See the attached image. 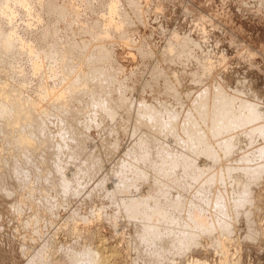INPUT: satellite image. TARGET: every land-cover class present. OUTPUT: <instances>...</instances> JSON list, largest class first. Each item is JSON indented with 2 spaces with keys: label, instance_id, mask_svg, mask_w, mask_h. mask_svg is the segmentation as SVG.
Segmentation results:
<instances>
[{
  "label": "rangeland",
  "instance_id": "rangeland-1",
  "mask_svg": "<svg viewBox=\"0 0 264 264\" xmlns=\"http://www.w3.org/2000/svg\"><path fill=\"white\" fill-rule=\"evenodd\" d=\"M6 9L14 19H0V89L5 91L1 97L6 103L2 98L0 102L7 105L21 86V98L34 100L37 107L46 109L30 122L41 119L47 136L44 131L31 135L25 127L20 128L21 123H11L12 128L18 127L12 131L16 137L28 132L30 136L25 135L36 142L38 151L31 141L35 148L22 153L23 157L13 140L5 137L4 131L10 132L11 126L6 128V122L4 126L0 119V264H68L71 250L83 264L100 240L106 244L111 264H194L195 260L207 264H264V175L252 186L251 202L238 211L239 216L236 214L238 221L232 232L215 233L209 238L199 235L200 245L210 243L207 248L192 246L181 253L183 256L175 255L173 249L159 253L155 247L158 239L155 245L147 244L142 249L136 236L146 232L147 224L131 220L125 212L135 198L146 199L144 203L152 207L157 192L160 205L178 202L180 207L174 212L179 211L180 223L189 212L199 211L203 203L207 204L205 215L210 220L214 198L221 196L217 186L209 189L206 197H198L200 181L185 184L181 169L171 174L166 171L163 182H156L155 175L168 168L162 160H169V149L173 154L180 152L177 144L183 141L182 126L187 123L179 115H187V105L194 97L189 88L197 95L220 85L237 100L256 103V110L264 118V0H1L0 15ZM86 29L91 34L84 32ZM59 48L68 50L64 54ZM33 64H39L37 72ZM68 85L69 90L63 91ZM185 85L189 87L188 100L181 97ZM57 94L60 98L54 97ZM190 115L194 119L193 111ZM145 125L155 136L150 147L141 141L144 136L150 140ZM32 136H38V140ZM45 137L46 146L41 142ZM147 148L152 150L148 155L144 152ZM58 157L59 170L54 162ZM206 161L197 160L202 166L211 162ZM48 162L53 163L52 168ZM12 166L23 169V173L16 176ZM136 172L144 177L138 178ZM60 176L66 179L68 188L71 184V192L65 189L70 193L65 198V192L63 195L60 191H64L63 186L55 185ZM51 184L58 190L54 191ZM148 184H153L155 191ZM194 196L202 197V201H195ZM192 203H197L196 209ZM157 222L155 226L149 223L150 227L160 225L156 226ZM172 223L160 225L159 232L167 237L177 229L195 233L193 227Z\"/></svg>",
  "mask_w": 264,
  "mask_h": 264
},
{
  "label": "bare ground",
  "instance_id": "bare-ground-1",
  "mask_svg": "<svg viewBox=\"0 0 264 264\" xmlns=\"http://www.w3.org/2000/svg\"><path fill=\"white\" fill-rule=\"evenodd\" d=\"M8 9H9V7H8ZM8 9H6L4 11V13H1L0 19L5 20L6 22L7 21L12 22L11 20L14 19V15H13V13H9ZM91 26L89 27V29L91 28ZM105 27H107V26H105ZM105 27H103V28L105 29ZM84 32H89L90 33V31L88 29H86ZM101 32H103V31H101ZM103 34L107 35L108 33H103ZM102 37H103V35H102ZM11 42H12V40H11ZM84 45L88 46L86 44H84ZM55 46H53V47L55 48ZM61 46L62 45H60V48H61ZM1 48H3V47H1ZM60 48H59V50H61ZM4 49L8 51V48L4 47ZM67 50L66 49H62L61 52L64 53V52H67ZM0 51H2V50H0ZM56 51H57V47H56ZM57 52L59 54H61L60 51H57ZM102 54L106 55L107 53L105 51H103ZM61 55H60V57H61ZM60 59H63V58H60ZM35 65H34L35 66V72H37V70H39V66H38L39 64L38 65L35 64ZM2 66H3V64H2ZM207 66H209V65H207ZM4 83H6V82H4ZM185 86H186V88H185ZM185 86H183L182 88L180 87L183 90V93H182L181 97H184V99L187 98V90L189 88L188 85H185ZM212 87H213V90L211 92L208 91L209 89H205L204 88L205 90H202L201 92L197 93V95L193 94L194 93L193 92L194 91L193 88H189L190 92H191L190 95H192L194 97L190 100L191 101V102H189L190 104L187 105L188 106L187 107V112L185 110L187 115H185V116H184V114L183 115H179V117L181 118V121L185 117L184 118V122L187 123V124H185L186 127H185L184 124L182 126L183 127L182 128L183 132L185 133L184 137L182 138L183 141L178 142V144H177V146H178L177 148H178V150H180V152H178V154H176V153L173 154L172 152H174V150H170L169 149L168 150V153H170L169 158H168L169 160L168 161L162 160L165 163V165L168 166V168L165 171L164 170H159V173H157L155 175L156 176V179H155L156 182L157 181L158 182L159 181L163 182L162 179L165 178V176H167L166 173H168V172L170 173V171H174L176 169H179V170L181 169V172L183 173L184 177L186 175L185 178H186L187 181H185V179H182V180H184L185 184L187 182V184L189 186H191L192 182H194V183L196 182V184H198L197 182L200 181V183H199L200 187H198V192L196 190V192L198 193V197H200L199 196L200 194H202V195L204 194L205 197H206L207 193L209 192L208 191L209 189L213 190L214 188H212V187H215V188L218 187L221 190V196L217 197L218 196L217 195L214 198V201H213V204L215 203L214 210H213L212 213H210V220H208V221L212 220V223L210 222V224H208L209 222L207 221L205 213L209 209H207L208 208L207 204H205L206 206L203 205L204 203L203 204L200 203L203 206L200 205V207H199V205H198V207H199L198 210L199 211H195L194 210L193 213L192 212H189V213L187 212L189 214V216L192 215V217H193V218L191 217V219H192L191 222H188V220L190 218L186 214L185 216H186L187 219L186 220L185 219L181 220V221H183L185 223H183V222L180 223V219L181 218L178 215L179 211L174 212L175 208L179 206L178 202H176V201H175L176 203H170V206L168 205L169 203L166 204V202H162L163 204L160 205L161 202L159 203V200H158L159 198H157V196H159V195H157V192L155 194L156 197L153 196L154 194H152V196L154 197V201L155 200L157 201L156 202L157 205H154L155 202H153V204L151 202L152 207L148 204L147 201L144 203V201L146 199L142 200L140 198L141 199L140 200L139 198H135L136 201H131L132 200L131 199L130 200L131 201L130 204H129V201H128V204H129L128 207L126 206V203H124L125 206H126L125 212L128 211L127 214L129 215V217H128V215H125V216H127L131 220L135 219V221L137 219H139V222L141 221V223H140L141 225H142V223L147 224V228L150 227L151 223H154L153 225L155 226V222L158 221L156 226L158 225L159 222H160V225H162L164 227H165L166 223L167 224H171L172 222H174L172 224H175V226L180 224L181 226H185L187 228H189V227L192 228L193 227L194 229L195 228L197 229V230H194V229H192V230H193V232L197 233L198 236L195 233L192 234V233L188 232L189 230H185L184 228H182V229H184L183 231L182 230L179 231L180 229L179 230L177 229L176 232L171 230L172 232L170 233V235L167 234V235H169L167 237V236H165L164 233H160L159 232L158 229H159L160 225H158L157 227H154V226L151 225L150 229H148V230H152V228H154L153 231L147 232L148 230L146 228L145 231L148 234L146 232H143V233H140V235L136 236V239L139 241V244L141 245L142 249H143L144 246L146 247L147 244L153 243L154 240L157 241V239H158V241H157L158 243H157V245L155 247L158 246L159 253H163L164 251L168 252V251H171L173 249V251L174 250L176 251L175 255H177L176 253H178V255H181V253L183 254V251H184V253H186L188 250L191 249L192 246L196 247V245L202 247L201 249H206L207 245L210 244V243H208L206 245H204V244L202 245V243H201V245H200L199 244V240H198L199 235L200 236L203 235V236L209 238L211 235H214L215 233H218V234L219 233H224V232L231 233L232 232L231 229L234 228V224H237L236 222L238 221L237 217L240 214V213H238V211L240 209H243V207L246 205L247 202H249V203L251 202V199H249V198H252L250 196L252 195V186H253V184H256L259 179L261 180L262 175H264V118L258 113L259 110L258 111L256 110V107H257L256 105L257 104L256 103L254 104V103H252L250 101H245V100L242 101L243 99L242 100H237V98H235L233 95L231 96L228 93L226 94V91H223V87H221L220 85H218V86H213L212 85ZM1 88H2V86H1ZM20 88H21V86H20ZM20 88L18 89V91L14 90V93L16 94V96H14L12 94L11 95L12 99L8 100L9 103L7 105L5 104L6 100L4 101V99L2 98V97L5 96V95H3L5 91L3 92V89H0V98H2L3 101L5 102V103L4 102H0V119H1V123L4 120V126H5V122H6V128L11 126V125H14L13 123H15L17 125H20L19 123H21L20 126H22V127H20V126L19 127L22 130L26 128L29 131V134H31V135L34 134L35 135V133H37V132H40V134L41 133L43 134L44 123L41 122V119H39V120H37L35 122H30V121L34 120V119H38V117H40L41 114L46 109L37 107V105L35 104L34 100L29 101V99H27V98H25L23 96L21 98V95H20L21 94V90H20ZM67 90H69V85L68 86H64V88H63V91H67ZM42 93H44V92H42ZM8 94H10V93H8ZM44 94H46V93H44ZM235 94L238 95V93H235ZM59 96H60L59 94L54 95L55 98L56 97L60 98ZM23 98H24V102H23ZM6 99H8V98H6ZM25 100H26V102H25ZM187 100H188V98H187ZM189 106L191 108H189ZM190 111H193L192 117H194V119L191 118ZM82 113H83V111H82ZM83 115H84V113H83ZM85 116H87V113L85 114ZM27 122H30V123L24 125V123H27ZM14 127L12 128V126H11L12 130H10V132H8L7 130L4 131L5 134H6V136H5V134H4V136L6 137V139L8 137L9 141L13 140V146L16 148V150L20 151L21 154L22 153L24 154L25 152L26 153L30 152V148H32L36 144V142L31 140L30 137L25 135V134L29 135L28 132H26L23 135L24 137H21L22 135L20 136V134L23 132L22 131L20 134H18L19 136L17 135V137H16V134H14L16 132L13 133L12 131L18 129V127H16V125ZM143 128L148 132V134H150L149 135V139L150 140H147L148 136L146 138L142 134L144 136V138L146 139V141H145V139L143 137H141V139L143 138L144 140H141V141L142 142H146V145L148 146L149 142H154L155 136L152 133V131L146 125L143 126ZM0 131H2V129ZM46 132H45L44 136H47ZM12 133L15 135V137H13L14 135L12 136ZM38 135H39V133H38ZM10 136L13 137V138L10 139ZM60 136H64V134H60ZM32 137L36 138L38 136H36V137L32 136ZM108 137H109V135H108ZM40 139H41V137H40ZM31 141L33 143L35 142L34 145H33V143ZM41 142H42V145L45 144V146H46L47 145V138L45 137L44 142L43 141H41ZM62 142H64V141H62ZM238 142L241 144V146H240V144H238ZM7 143H8V141H7ZM37 144H38L37 146H40L38 142H37ZM11 145L12 144H10V146ZM137 146H138V148H140L139 144ZM35 147H36V145H35ZM35 147H33V149ZM148 147H150V146H148ZM149 150L150 149L147 148L146 151H144V152H147V155H148ZM35 151L37 152L38 148H37V150L35 149ZM150 151H152V150H150ZM238 152H239V156H236V153L238 154ZM23 154H22V156H23ZM29 155H31V154H29ZM145 155H144V157H145ZM40 156H42V155H40ZM232 156L233 157L236 156V157L233 158ZM126 157H125V160H121V163L126 161ZM38 158L41 161L43 159V157H41L42 159L40 157H38ZM200 158L204 159L205 161L207 160L206 161L207 163H208V161H211L212 163L210 162V164H212V166H209L210 164L208 166H206L207 164L205 166H202L200 162H197V160L199 161ZM227 159H229V161L231 160V162L228 163ZM35 161L37 162L38 160L35 159ZM43 161H44V159H43ZM49 161H50V159H49ZM59 161H60L59 157L57 158V161L56 160L54 161L57 169L59 168L58 164H57ZM31 162L32 161H30V163ZM166 162H169V163H166ZM32 163L30 165H32ZM39 163H41V162L39 161ZM49 164L51 165V167L49 166V168H52V166H53L52 164L53 163H49ZM30 165H28V166H30ZM41 165H42L41 167H43V162H42ZM39 166H40V164H39ZM137 166H138V162H137ZM12 167H11V170L13 168L14 169L16 168L15 169L16 176H18L19 172H21L23 170L21 167H20V169H22V170H20V171H19L18 167H13V168ZM123 167L124 166L122 165V168ZM17 168H18V170H17ZM56 168H53L52 170H53V172L55 170V174L58 175V173H59L58 170L59 169L57 170ZM213 168H215V170ZM13 170L11 172H14ZM16 170H17V172H16ZM45 170H47V169H45ZM210 170L212 172H210ZM166 171H168V172H166ZM56 172H58V173H56ZM22 173H23V171H22ZM28 173H29V171H28ZM136 173H137L138 178L141 179V177L142 178L144 177V175L142 173H140V172H136ZM24 174H25V172H24ZM26 174H27V172H26ZM133 174H134V172H133ZM13 176H15V175H13ZM53 176H55V175H53ZM171 176H173V175H171ZM169 177H170V175H169ZM7 178H9V177H7ZM21 178H19V180ZM174 178L176 179V176H174ZM174 178H173V182L177 184V181L175 182ZM55 179L56 178L54 177V180ZM47 180L49 181L51 179H47ZM58 180H59V178L56 179L57 183H55V185H57L59 183L60 185L63 186L64 191L62 189H60V191L64 195L63 192H65V189L69 190L71 184H69V188H68V186H67L68 184L66 183V179H64L62 176H60L59 182H58ZM25 181L24 182L21 181L19 183H25ZM67 182H68V180H67ZM69 182L71 183V179L69 180ZM47 183L49 184V182H47ZM166 183H167V185L169 183L170 186H173L171 184V182H166ZM166 183H165V186H167ZM179 183L180 182H178V184ZM182 183H183V181H182ZM59 184H58V186H59ZM176 184L174 186H176ZM55 185H52L53 189L55 188ZM152 185H149V186L153 187V190H154V186H152ZM158 185H159V183H158ZM162 185H164V183L160 184V187ZM48 186L50 187V185H48ZM170 186H167V187H170ZM155 187H157L156 184H155ZM160 187H159V189H160ZM174 188L176 189V187H174ZM178 188L179 187L177 185V190H178ZM182 188H184V187H182ZM56 189L58 190V187L55 188L54 191ZM169 189L171 190L173 188L170 187ZM67 190H66V192H68ZM150 190H148V191L151 193ZM185 190H183V191H185ZM60 191H58V192H60ZM0 192H1V190H0ZM66 192H65L66 195L64 196V198L66 196H69V194H70V193L67 194ZM69 192H71V191L69 190ZM159 192L161 193V191H159ZM144 193H146V192H144ZM137 194H139V193H137ZM164 194L161 195V196L165 197ZM46 196H47V194H46ZM148 196H146V198ZM152 196H149V198L151 197L150 199H153ZM196 196H197V194H196ZM196 196H194V199L197 198ZM155 198H157V199H155ZM192 198H193V196H192ZM201 198L200 199L197 198V200L200 202V201H202ZM150 199H148V201ZM205 199H207V198H205ZM189 200H190V198H189ZM197 200L195 199V201H197ZM190 201H193V199L190 200ZM195 201H193V202H195ZM206 202H208V201L206 200L205 203ZM190 203H188V204H190ZM120 204H121V202H120ZM192 204H193L194 207H195V205L197 206V203L196 204L192 203ZM195 209H196V207H195ZM229 211L232 212V214H229ZM247 211L248 210H246V212L244 211L246 213V215L249 214ZM236 214H238V216ZM244 214H242V215H244ZM242 217H245V216H242ZM244 219H247V218H244ZM153 220H155V221L153 222ZM244 221H246V220H244ZM133 222H134V220H133ZM136 222H138V220ZM247 222H246V226H247ZM164 223H165V225H164ZM166 226H169V225H166ZM175 226H173V227H175ZM251 226L252 225L249 226L250 230H252ZM177 227H179V226H177ZM142 228H145V227H142ZM249 228H247L248 231H249ZM160 229H161V227H160ZM162 232H164V231H162ZM251 232H253V231H251ZM251 232H248V233L246 232L247 233L246 235H249ZM251 234L253 235V233H251ZM225 235H227V234H225ZM162 236H165L166 238L163 239ZM255 236H257V235H255ZM161 237H162L163 240L161 239ZM213 239H214V237H213ZM225 240H226V238L223 237V242H225ZM204 241H206V240H204ZM99 243H100V245L97 247V249H95L93 252H91L92 254L89 253L90 254L89 257H88L89 254L86 255V258H85V261H84L83 264H111L110 260H109L111 256L108 254V250H106V246H105L106 244L103 243L101 240L99 241ZM154 243L151 244V245H155L156 244V243L155 244ZM224 245H225V243H224ZM221 246H222V244H221ZM196 248H198V247H196ZM222 249H224V247ZM135 250H137V249H135ZM205 251H207V250H205ZM69 252H71L70 254H72V258L69 260L68 264H78L79 263L78 261H80V260H78L79 257L77 258V255H75V254L74 255L76 257L73 256V251L72 250L69 251ZM223 253H224V251H223ZM224 255H225V253L223 254V256ZM181 256H183V255H181ZM66 257H67V255H66ZM195 261L196 262H193L194 264L195 263L196 264H207L205 261H203V262L201 261L202 263L200 261H197V260H195ZM43 262H44V260H43ZM64 264H66V263H64Z\"/></svg>",
  "mask_w": 264,
  "mask_h": 264
}]
</instances>
